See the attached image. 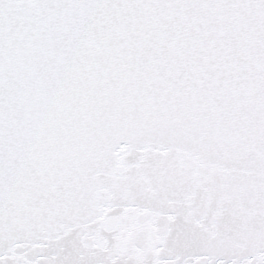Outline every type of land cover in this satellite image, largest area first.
<instances>
[{
  "label": "snow or ice",
  "instance_id": "obj_1",
  "mask_svg": "<svg viewBox=\"0 0 264 264\" xmlns=\"http://www.w3.org/2000/svg\"><path fill=\"white\" fill-rule=\"evenodd\" d=\"M0 264H264V0H0Z\"/></svg>",
  "mask_w": 264,
  "mask_h": 264
}]
</instances>
